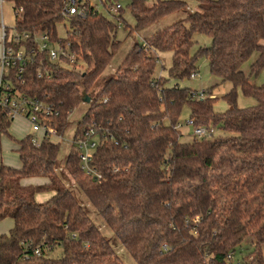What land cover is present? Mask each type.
Returning <instances> with one entry per match:
<instances>
[{
    "label": "trees",
    "instance_id": "trees-1",
    "mask_svg": "<svg viewBox=\"0 0 264 264\" xmlns=\"http://www.w3.org/2000/svg\"><path fill=\"white\" fill-rule=\"evenodd\" d=\"M1 1L13 6L14 32L29 35L7 43L29 59L9 69L4 84L50 106L46 123L59 136L89 97L73 138L89 128L100 135L92 165L102 179L92 183L80 171L72 145L58 171L59 143L45 137L36 147L31 135L12 138V119L0 106V136L17 146L21 164L0 165V222L12 221L0 235V264H123L88 207L65 185V176L136 264H232L243 246L249 253L242 264H264V83L249 81L264 70V0H199L184 19L133 45L93 98L119 47L115 35L125 10L134 22L131 32L186 9L188 0H106L126 1L114 20L90 0L82 16L69 17L61 15L64 0ZM60 24L68 25L63 38ZM38 35L67 48L78 63L69 70L49 62L34 42ZM195 35L207 36L210 45L197 46ZM166 52L171 53L168 76L176 81L195 75L204 58L210 76L232 85L222 98L227 109L213 110V88L199 99L196 91L168 87L166 79L155 77V54ZM255 53L246 75L241 68ZM40 70L49 75L38 76ZM238 91L255 105L239 108ZM183 109L193 125L220 134L181 143L176 125ZM33 178L47 183L21 184ZM39 194L49 198L37 202ZM57 248L60 256L51 257Z\"/></svg>",
    "mask_w": 264,
    "mask_h": 264
},
{
    "label": "rangeland",
    "instance_id": "rangeland-1",
    "mask_svg": "<svg viewBox=\"0 0 264 264\" xmlns=\"http://www.w3.org/2000/svg\"><path fill=\"white\" fill-rule=\"evenodd\" d=\"M1 2V1H0ZM199 0H188L186 9L180 10L178 12L169 14L154 24L147 26L144 29L131 31L133 28V19L130 16L129 12L125 10L123 14V26H120L116 32L115 40L120 42L117 51L114 53L113 58L111 59L108 66L105 68L104 72L102 73L99 81L97 82L93 92L91 93V98H93L96 93H98L104 84V82L112 76L115 72L119 64L122 62L124 57L126 56L127 52L130 48L135 44H142L144 43V38L152 35L156 31L165 28L178 20L184 19L189 12H192L197 9ZM91 5L97 9L98 11L102 12L106 17L109 19H113V16L109 15V13L105 10L104 5L101 3L100 0H90ZM122 6L124 7L126 1H120ZM2 8L0 11V15L2 17L3 23L11 27L12 29L7 30V39H10L13 35V27L15 26V14L12 4L3 1L1 4ZM126 26L127 28H124ZM68 29L67 24H60L57 26L58 36L60 38L65 37V32ZM194 40L197 42V46H209L210 39L204 35H195ZM264 45V42H262ZM195 50V49H194ZM158 57L157 66L154 72L155 77H161L166 79V85L168 87L177 86L179 88H187L190 90H194L197 93H202L204 90L213 88L211 98H216V101L213 104V110L216 113H223L227 109V104L222 99L223 96L228 93L232 85L228 82L222 83L219 78H215L209 75L208 73V63L207 61L202 58L197 62V73L194 77L184 80H173L168 76V68L171 63V53H156ZM257 58V54H253L249 60L242 66L241 71L244 72L246 75L249 73V67L252 62ZM249 81L254 85H261L264 83V70L260 73L257 78H250ZM255 105V101L250 98H245L240 91L237 94V106L239 108H245ZM87 109V103L82 101L79 106L73 110L71 113L67 127L61 136H58L56 139L59 143V155H58V162H57V170L62 172L63 164L66 159L67 154L70 151V146L72 143L75 126L78 121L81 119L82 115L84 114L85 110ZM23 118L24 121H18L16 118L10 123L9 135L14 139H21L27 134H32L31 128L29 131V119L25 117ZM179 125H180V142L181 143H188L192 140V127L188 124V110L183 109L180 117H179ZM30 133H29V132ZM214 134H220L218 130H214ZM2 136V135H1ZM54 139V138H53ZM11 140L8 137L2 136L0 137V165L1 163H7L6 165L15 166L18 163V156L10 151ZM46 184L47 181L43 180ZM63 181L67 188L71 191L74 197L79 200V202L83 205L88 207L89 209V216L91 220L96 224V226L101 230L102 234L105 236L107 240L111 243L117 254L119 255L123 264H136L135 261L129 256V254L124 250V248L120 245L119 241L112 232L104 225L103 221L92 207H89L88 201L82 195V193L78 190L75 184L67 177H63ZM11 226V222L9 220H3L0 222V234L6 233ZM247 243L246 241L243 245ZM249 251L245 249L243 246L241 251H237L236 254L232 257V264H242V260L244 257L248 255ZM61 254V249L57 248L51 254V257H58Z\"/></svg>",
    "mask_w": 264,
    "mask_h": 264
},
{
    "label": "built area",
    "instance_id": "built-area-1",
    "mask_svg": "<svg viewBox=\"0 0 264 264\" xmlns=\"http://www.w3.org/2000/svg\"><path fill=\"white\" fill-rule=\"evenodd\" d=\"M1 1V0H0ZM86 0H64L61 15L69 17L72 15L82 16L84 3ZM107 9L109 15L113 18L118 17L119 10L123 7L120 2L110 3L106 0H100ZM14 30V29H13ZM7 30L2 29L1 43L2 53L0 57V106L8 110L9 119L16 117H25L29 119L31 132V143L34 146H39L45 137L56 139L59 135L55 129L50 128L46 123V119L52 114V108L41 101L30 99L26 96H20L11 91V86L4 84L3 78L7 76V71L16 66L23 64L29 59L22 49L14 51L7 43L11 41H24L29 38L28 34L18 35L13 31L10 39H7ZM34 42L37 44L38 51L46 52L48 61L52 64L57 63L69 70L74 64L78 63L76 57L67 49L60 47L57 43H51L46 35H38L34 37ZM21 69L18 70L20 73ZM49 75L45 71H39L38 76ZM195 75L192 74L191 78ZM49 77V76H48ZM199 99H203L202 93H197ZM188 124L192 127V137L196 140L211 138L214 135V130L203 126H195L192 121L188 120ZM179 129V123L176 125ZM100 143V135L94 128L87 129L81 136L72 139L71 145L77 150V158L80 171L87 176L92 183L99 182L102 179L101 173L92 165L93 153ZM35 255H39L38 249L34 251Z\"/></svg>",
    "mask_w": 264,
    "mask_h": 264
},
{
    "label": "crops",
    "instance_id": "crops-1",
    "mask_svg": "<svg viewBox=\"0 0 264 264\" xmlns=\"http://www.w3.org/2000/svg\"><path fill=\"white\" fill-rule=\"evenodd\" d=\"M2 2L3 1H1L0 2V11H1V8H2V6H1V4H2ZM13 9V8H12ZM2 29H5V30H8V29H12L11 27H8V26H6L4 23H3V21H2V17H1V15H0V57H1V53H2V43H1V33H2ZM16 119L18 120V121H24L23 120V118H21V117H16ZM13 121V120H12ZM30 125H29V131H30ZM9 129H10V126H9ZM9 129H8V132H9ZM28 131V132H29ZM30 133V132H29ZM27 135H30V134H27ZM26 135V136H27ZM26 136H24V137H26ZM0 137H2V136H0ZM23 137V138H24ZM23 138H21V139H23ZM17 140H20V139H17ZM51 141L52 142H54V143H58V140L57 139H51ZM17 149V146L14 144V143H12L11 142V146H10V151L12 152V153H14V154H16L15 153V150ZM17 155V154H16ZM7 163H1V165H4V166H8V167H11V168H20V161H19V158H18V163L15 165V166H9V165H6ZM46 181V180H45ZM21 184L23 185V186H27V185H39V184H44V181L42 180V179H37V178H33V179H27V180H23L22 182H21ZM49 198V194H39V195H37L36 196V201L37 202H43V201H46L47 199ZM8 220V219H7ZM10 222H11V226H10V229L12 228V221L11 220H9ZM9 229V230H10ZM9 230L6 232V233H3V234H7L8 232H9ZM0 235H2V234H0Z\"/></svg>",
    "mask_w": 264,
    "mask_h": 264
},
{
    "label": "water",
    "instance_id": "water-1",
    "mask_svg": "<svg viewBox=\"0 0 264 264\" xmlns=\"http://www.w3.org/2000/svg\"><path fill=\"white\" fill-rule=\"evenodd\" d=\"M83 101H84L85 103H88V102L90 101V99H89V97H85V98L83 99Z\"/></svg>",
    "mask_w": 264,
    "mask_h": 264
}]
</instances>
